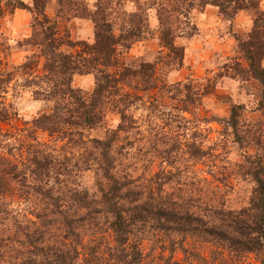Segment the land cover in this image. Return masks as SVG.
I'll return each mask as SVG.
<instances>
[{
  "label": "rangeland",
  "instance_id": "obj_1",
  "mask_svg": "<svg viewBox=\"0 0 264 264\" xmlns=\"http://www.w3.org/2000/svg\"><path fill=\"white\" fill-rule=\"evenodd\" d=\"M205 1L0 0V189L11 212L0 224V236L14 231L11 217L29 222L35 208L33 198L29 202L20 195L21 183L8 170L17 167L32 178L29 171L42 161L49 166L42 171L47 173L43 183L54 191L63 184L91 190L98 171L95 166L86 169L85 159L93 152L87 141L102 138L108 129H121L113 145L120 175L170 171L165 189L182 188L197 196L208 188L200 181L206 178L210 187L220 189L227 206H246L252 186L235 176L243 153L217 119L227 118L233 105L241 104L249 119L264 122V116L251 112L262 100L261 85L243 81L233 70L237 63L247 66L241 46L250 42L264 0H255L257 9H229L226 15ZM97 6L119 38L116 68L110 71L122 72L118 90L103 99V122L93 129L65 126L55 133L37 128L35 122L54 110L47 94L61 80L70 79L77 95L62 102L70 120L77 121L78 98L91 100L96 73L89 61L94 58ZM161 26L169 29L175 49L163 44ZM55 55L69 62L61 77L44 67ZM80 131L86 145L79 144ZM192 143L208 155L199 161L190 158L187 146ZM155 247L144 241L147 264H160L159 250L150 251ZM238 264L259 263L248 256Z\"/></svg>",
  "mask_w": 264,
  "mask_h": 264
},
{
  "label": "trees",
  "instance_id": "obj_2",
  "mask_svg": "<svg viewBox=\"0 0 264 264\" xmlns=\"http://www.w3.org/2000/svg\"><path fill=\"white\" fill-rule=\"evenodd\" d=\"M231 1H235L232 8ZM246 1L211 0V4L222 15L229 9H257L255 0ZM103 14L97 6L91 46L94 58L89 61L96 73L91 100L87 103L78 98L77 121L70 120L62 102L77 95L70 79L61 80L47 94L55 103L54 110L35 122L37 128L55 133L65 126L93 129L103 122V99L113 89L118 90L122 81V72L110 71L116 68L113 61L119 38ZM253 24L250 42L241 46L247 66L237 63L233 70L243 81L252 79L261 85L262 100L251 112L264 116V13L257 12ZM161 34L163 44L175 49L169 41V29L161 26ZM65 58L49 57L44 67L61 77L69 70ZM217 120L243 153L235 176L252 186L246 206H227L220 189L210 187L206 178L200 181L208 188L197 196L182 188L165 189L171 180L170 171L137 178L120 175L113 145L121 129H108L102 138L87 141L93 152L85 159L86 169L95 166L98 171L91 190L81 185L69 188L62 182L63 189L54 191L43 183L47 173L42 171L49 166L42 161H35V168L29 171L32 178L27 175L32 180L31 188L26 186L24 171H16L17 167L8 170L7 174L21 183L20 195L29 202L33 198L35 208L29 211L33 218L29 222L11 217L14 231L7 237L0 236V264H147L146 240L156 245L150 251L159 250L156 260L160 264H238L248 256L264 264V122L249 119L241 104L233 105L227 118ZM78 135L79 144L86 145L81 131ZM248 149L253 150L252 155ZM187 154L199 161L208 152L192 143L187 146ZM9 215L0 189V224Z\"/></svg>",
  "mask_w": 264,
  "mask_h": 264
}]
</instances>
